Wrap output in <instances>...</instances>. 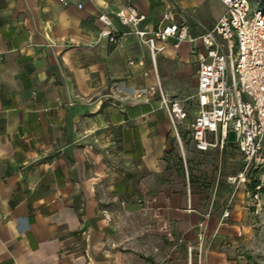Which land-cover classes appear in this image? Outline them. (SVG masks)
Wrapping results in <instances>:
<instances>
[{
    "label": "crops",
    "instance_id": "obj_1",
    "mask_svg": "<svg viewBox=\"0 0 264 264\" xmlns=\"http://www.w3.org/2000/svg\"><path fill=\"white\" fill-rule=\"evenodd\" d=\"M128 7L144 16L139 30L172 12L195 40L169 38L152 57L116 16ZM224 10L220 0H0V264H174L189 251L194 264H264L263 195L226 180L242 169L232 137L184 149L159 106V89L194 96L198 37Z\"/></svg>",
    "mask_w": 264,
    "mask_h": 264
},
{
    "label": "built area",
    "instance_id": "obj_2",
    "mask_svg": "<svg viewBox=\"0 0 264 264\" xmlns=\"http://www.w3.org/2000/svg\"><path fill=\"white\" fill-rule=\"evenodd\" d=\"M220 1L224 13L198 37L202 49L196 51L194 96L177 99L159 89V106L181 145L180 125L188 118L186 103L194 100L196 114L190 123V136L195 148L199 151L222 148L231 136L241 155L242 169L226 180L233 186V192L241 184L253 183V193H247L258 201L264 190V9L251 8L250 0ZM116 16L148 47L152 57L163 49L158 43L169 38L176 40L175 46L183 39L195 40L188 37L185 26L174 21L172 12L162 17L168 20L166 25L153 30L137 29L144 16L134 7L120 9ZM98 19L105 25L111 24L106 13H100ZM126 36L109 29L99 33L100 38L110 43H120ZM230 203L222 211L223 220L230 216ZM197 236L200 243L203 232L199 231ZM188 255L191 259V251Z\"/></svg>",
    "mask_w": 264,
    "mask_h": 264
},
{
    "label": "rangeland",
    "instance_id": "obj_3",
    "mask_svg": "<svg viewBox=\"0 0 264 264\" xmlns=\"http://www.w3.org/2000/svg\"><path fill=\"white\" fill-rule=\"evenodd\" d=\"M250 4H251V8L253 7H264V0H250ZM191 96V95H190ZM188 96V97H190ZM187 98V97H185ZM189 102V106L190 108H194V104H193V101H188ZM189 108V110H190ZM191 119V118H190ZM189 119V120H190ZM187 123H184V124H181L180 125V136H181V139H182V144H183V148L184 149H190L191 148V136L189 135L190 134V131L189 129L187 130ZM187 130V131H186ZM188 133V134H187ZM208 138L212 139L211 136H208ZM174 141H175V145H178V142L176 140V138L174 137ZM262 198H263V201H264V190H263V193H262ZM263 208H264V204H262ZM130 218V217H129ZM123 216L120 215H117L115 217V225L117 226V229L119 230V232L117 233V240H122L123 239V233L120 231V228H119V225L120 223H122V220H123ZM259 223H260V226L259 228H262V231H264V228L262 226H264V219H258ZM128 224L131 226V233H130V239L134 242V243H138L139 242V238H140V232L137 231V224H139V217L138 216H133L131 217L130 219H128ZM261 233V231H260ZM263 233V232H262ZM148 251H151L150 248H148ZM188 251V250H187ZM134 254H136L139 258H142L143 257V254L140 253V249L137 248L135 251L133 250L132 251ZM195 254V250L192 249V255ZM166 256V255H165ZM189 256V255H187ZM192 259H185V257L183 256L179 262H174V264H194V261L195 259H193V256H191ZM152 254H147V259H152ZM191 262V263H190ZM256 264H258V262L256 261Z\"/></svg>",
    "mask_w": 264,
    "mask_h": 264
},
{
    "label": "trees",
    "instance_id": "obj_4",
    "mask_svg": "<svg viewBox=\"0 0 264 264\" xmlns=\"http://www.w3.org/2000/svg\"><path fill=\"white\" fill-rule=\"evenodd\" d=\"M264 9V7H262Z\"/></svg>",
    "mask_w": 264,
    "mask_h": 264
}]
</instances>
